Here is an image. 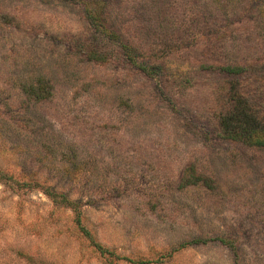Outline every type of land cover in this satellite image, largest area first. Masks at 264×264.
Masks as SVG:
<instances>
[{
	"label": "rangeland",
	"instance_id": "1",
	"mask_svg": "<svg viewBox=\"0 0 264 264\" xmlns=\"http://www.w3.org/2000/svg\"><path fill=\"white\" fill-rule=\"evenodd\" d=\"M254 64L264 0H0V264H264V151L218 136Z\"/></svg>",
	"mask_w": 264,
	"mask_h": 264
},
{
	"label": "trees",
	"instance_id": "2",
	"mask_svg": "<svg viewBox=\"0 0 264 264\" xmlns=\"http://www.w3.org/2000/svg\"><path fill=\"white\" fill-rule=\"evenodd\" d=\"M89 16H91L90 13ZM91 24L98 28V32L107 36L108 39L112 41L121 39L119 34L105 29L104 24L100 21L94 20ZM99 27L102 29L100 30ZM122 48L126 50L125 58L128 63L136 66L132 55L128 54V46L124 44ZM110 54L103 51V49L93 50L88 52L87 58L92 62L102 63L109 60ZM138 68L146 75H150L146 67L141 66ZM218 70L228 78L223 103V106L226 105V109L219 116L218 136L225 141L264 151V64L225 66L218 68ZM196 185L203 186L208 190L215 189L214 181L210 177L196 172L192 165H188L181 174L180 186L184 188ZM60 197L63 204L75 210L77 214L75 218L76 225L82 235L91 242L95 250L101 256H114L112 251L96 242L89 231L81 225V217L76 204L67 200L64 195ZM217 240L221 244H226L224 239ZM203 243L204 241L201 240H193L180 245L179 248ZM119 259L130 264H149L147 261H135L128 257Z\"/></svg>",
	"mask_w": 264,
	"mask_h": 264
}]
</instances>
